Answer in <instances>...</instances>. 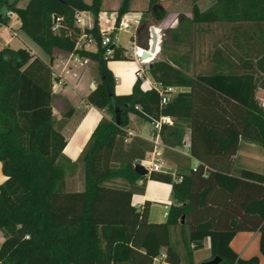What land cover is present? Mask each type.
Returning <instances> with one entry per match:
<instances>
[{"label":"trees","instance_id":"1","mask_svg":"<svg viewBox=\"0 0 264 264\" xmlns=\"http://www.w3.org/2000/svg\"><path fill=\"white\" fill-rule=\"evenodd\" d=\"M19 1L0 0V26L7 24L8 13L16 15L19 29L48 63L25 49L0 50V168L5 177L0 185V232L5 234L0 264H152L161 249L163 264H182L170 245L169 228L188 224L209 194L220 191L232 198L244 195V222L232 218L226 228L211 221L190 225L184 263L193 264L192 252L208 239L211 258H220V264H258L257 257L239 258L230 242L238 232L258 231L264 256V174L240 170L238 178L229 175L241 140L264 150V101L254 95L255 89L264 90V53L258 70L197 74L192 32L196 25L264 26V0H211L203 11L200 0H190V18L181 16L174 29L165 31L168 44L161 40L165 59L147 68L159 87L188 90L177 92L165 106L153 88L142 90L139 79L130 93H114L106 64L126 58L120 47L113 48L111 58L104 57L97 28L101 0H27L18 7ZM128 3L121 0L117 20L129 12ZM77 12L92 15L90 29L75 26ZM146 14L161 21L165 12L157 0H148ZM146 14H141L138 31L147 29ZM83 34L94 40V52L75 47ZM53 50L96 66V86L85 102L104 116L74 163L62 154L66 141L61 131L71 110L58 121L52 116ZM130 115L148 123L169 116L172 125L159 131L167 147L181 145L189 129L188 154L197 161L195 171L136 175L134 162L151 153L153 144L128 136ZM147 180L171 186L163 223L148 222L150 202L140 209L131 203L133 195L143 194Z\"/></svg>","mask_w":264,"mask_h":264},{"label":"crops","instance_id":"2","mask_svg":"<svg viewBox=\"0 0 264 264\" xmlns=\"http://www.w3.org/2000/svg\"><path fill=\"white\" fill-rule=\"evenodd\" d=\"M202 1L204 0H200L197 3L198 7L202 4ZM26 2L27 0H20L17 5L18 7H23ZM84 2L89 3L90 0H84ZM208 2L209 5L207 7L203 9L199 7V9L201 11L207 9L211 5V0H208ZM118 7L119 5L108 12L101 7V12L98 14V22H100L97 23V27L111 26V21L106 23L102 18L104 19V17H107L106 15L109 14L114 18ZM146 8L138 11L140 12V17ZM132 10L134 9L129 6L128 14L133 12ZM181 16L190 18V13H165L161 21H154L148 17L146 19L147 26L161 28V40H166L168 44L171 39L165 35V31L174 29ZM82 18L84 21L83 27L90 29L94 23L92 15L85 12ZM19 27L20 23L16 15H9L7 24L5 26H0V50L4 48H9L11 50L25 49L34 58H39L44 63H48V57L43 52V54H40L36 48L30 44L29 41L31 40L21 32ZM146 38V29L143 28L141 31L137 29L136 44L145 46ZM117 46L120 47L122 52L124 51L125 47L121 44L119 37ZM192 46L194 47L193 69L197 74H211L217 72L241 73L244 72V70H258L261 54L264 53V26L245 25L234 27L230 25H196L192 32ZM85 50L94 52L95 45L90 44ZM52 54L53 61L50 65V70L52 72V77L56 78V81L52 82V116L55 121H58L62 118L64 113L71 110V115L61 131L66 141L62 154L67 160L74 163L97 123L104 116L103 112L85 102L87 94L96 86V66L91 61H84L85 65L82 74L84 73L86 79L84 80L82 76H77V87H69L64 79V73L66 72L67 63L70 59L73 60L72 55L58 50H53ZM58 58L61 59V62L58 61ZM164 59L165 57L160 53L159 46L153 61ZM245 60L247 63L244 62ZM57 62H60L61 65L57 64ZM81 62H83L82 59ZM106 66L114 79V93L116 95L130 93L136 81L134 71L137 69V64L134 61L130 64L108 61ZM90 70H92V73H90ZM151 84L152 81L146 72L144 74V79L141 81L142 90L149 89ZM174 90V95L177 92L188 91L187 89L179 88H174ZM254 95L260 103L264 101V90L255 89ZM258 95H260V97H257ZM128 132H130L132 136L151 142L150 123L143 122L135 116L130 115L128 118ZM188 142L189 129L187 128L184 130L181 145L172 148L167 147L161 142L163 147L161 148L160 162L163 170L159 173L172 176L189 175L191 168L197 164V161L192 159L188 154ZM257 149H260L259 145L241 140L237 154L233 158L234 166L229 176L238 178L240 170L264 174V154ZM148 156H150V153H147L144 158ZM235 165H237V167H235ZM255 165L258 166L255 167ZM260 166H262L260 172L248 169L249 167L258 168ZM4 180L5 177L2 175L0 168V185ZM168 193H171L170 185L147 180L143 194L133 195L131 203L135 208L140 209L145 201L150 202L148 222L152 224L163 223L166 220L165 214H167L169 205L171 204V202L168 203L167 201ZM243 196V194L241 196L238 194L235 199L232 198L230 194L222 191H220L219 194H209L204 207L191 215L188 224L184 226L180 224L169 228L170 245L173 248L171 236L174 234L175 244L180 250V252H176L180 256L182 264H185V244L187 242L190 225H196L203 221H211L215 227L226 228L229 226V222L232 218L241 219L240 221L244 222L242 214L245 200ZM157 204L162 205L163 212L161 216L154 217L153 211L154 208L158 206ZM245 224L247 227H251L249 221L245 222ZM4 236L5 234L0 232V243L4 239ZM230 248L241 259L247 260L251 257H257L258 264H264V256L259 252L258 231L238 232L231 240ZM161 254L164 255V249H161L160 255ZM192 258H197L201 263L208 262L212 259L208 239L203 241L200 249L192 252Z\"/></svg>","mask_w":264,"mask_h":264},{"label":"built area","instance_id":"3","mask_svg":"<svg viewBox=\"0 0 264 264\" xmlns=\"http://www.w3.org/2000/svg\"><path fill=\"white\" fill-rule=\"evenodd\" d=\"M85 12H77L75 14V26L80 29H84V21L83 15ZM8 15H12V13H8ZM107 17L102 18L106 23L112 22L111 26H99L98 34L100 37V46L104 49V57L111 58L113 56V48L118 47V34L120 32L127 33L129 35V43L128 46L124 49L122 55L126 59H130L137 64V69L134 71V75L136 79L143 80L144 74L147 72L148 65L153 61L155 54L160 46L161 37H162V29L161 28H153L149 27L147 30V38L145 46H141L136 44V32L140 26L141 17L136 14H124L118 20L117 16L114 18L111 14L106 15ZM100 22V21H99ZM98 17H97V23ZM153 28L156 35V51L155 53H150L149 47L151 45V34L149 29ZM130 39L132 41H130ZM90 44H94L95 42L89 35H81L76 42L75 47L78 49H84ZM143 54H146L147 57H143ZM73 60L77 63L81 62V59L77 56L72 57ZM83 63L84 59H82ZM149 88H153L159 94L160 98V106H165L171 97L174 95L175 90L171 87L161 88L158 85L152 83ZM262 104V102H261ZM262 109H264V105H262ZM172 119L169 116H160L157 120H152L150 122L151 132H150V140L153 144V150L150 153V156L144 158L141 161H136L134 164H140L144 166L149 174L151 172H161L163 170L162 164L160 162L161 158V148L163 147L161 140L159 138V131L163 126H171ZM128 136H132L130 132H128ZM133 164V165H134ZM197 165V164H196ZM196 165L192 167V171H195ZM177 182L180 181V178H177ZM167 214H165L166 216ZM27 239V237H25ZM165 256L159 255L154 259L152 264H162L164 262Z\"/></svg>","mask_w":264,"mask_h":264},{"label":"rangeland","instance_id":"4","mask_svg":"<svg viewBox=\"0 0 264 264\" xmlns=\"http://www.w3.org/2000/svg\"><path fill=\"white\" fill-rule=\"evenodd\" d=\"M85 1H89V0H85ZM147 1L148 0H129V6L134 9L132 10L133 12H131L130 14H136V15H140V12L142 9L146 8L147 5ZM121 0H101V6L103 9H105V11H112V9H114L115 7H117L118 5H120ZM158 6L161 7V9L164 10L165 13H175V14H181V13H189L190 12V0H157ZM209 5L208 0H204L202 1V4L199 6L200 9H203L205 7H207ZM202 7V8H201ZM148 9V5L147 8L142 12L146 14V10ZM148 14L145 15V18H148ZM150 27V26H149ZM147 26L146 32L149 28ZM165 28V27H163ZM118 37L120 39L121 44L126 48L128 46V41H129V35L127 33L124 32H120L118 34ZM130 41H132L130 39ZM30 44H32V46H34V48H36V50L40 53L43 54L42 51L35 46L31 41H29ZM74 55H72L73 57ZM59 59V58H58ZM61 59H59L58 61H60ZM61 62V61H60ZM60 62H57V64H60ZM112 62V61H110ZM117 62L120 63H125V64H130L132 62V60L130 59H126V60H119ZM264 62V59L261 60V63ZM61 65V64H60ZM84 63L80 62V63H76L74 60L70 59V61L67 63L66 65V72L64 73V79L65 81L68 83V86L70 87H77V80L76 77L77 76H82V78L85 80V75L84 73L82 74V70L84 68ZM90 73H92V70H90ZM257 97H260V95H258ZM138 122V121H137ZM260 148V147H259ZM260 150L262 152V154H264V150L257 149ZM262 164V163H261ZM258 165H255V167H257ZM235 167H237V165H235ZM251 168L249 167L248 169H252L255 171L260 172L261 171V167L258 168ZM168 203L171 202V193H168V198H167ZM158 206L154 208L153 211V216L157 217V216H161L163 209H162V205L161 204H157ZM174 234H172L171 236V243L172 246L174 248L175 251L180 252L179 248L176 246L175 241H174ZM185 259V258H184ZM193 264H201V262H199V260L197 258H192Z\"/></svg>","mask_w":264,"mask_h":264},{"label":"water","instance_id":"5","mask_svg":"<svg viewBox=\"0 0 264 264\" xmlns=\"http://www.w3.org/2000/svg\"><path fill=\"white\" fill-rule=\"evenodd\" d=\"M149 31L151 34V45L149 47V51H150V53H155V51H156V35H155L153 28H150ZM143 57L145 58V57H147V55L143 54ZM133 170H134L135 174L140 176V177H148L149 176L148 170L140 164H134ZM180 224H183V222H181ZM220 263H221V259L218 257H214L210 261L204 262L201 264H220Z\"/></svg>","mask_w":264,"mask_h":264}]
</instances>
